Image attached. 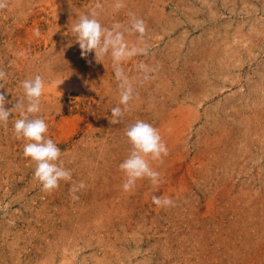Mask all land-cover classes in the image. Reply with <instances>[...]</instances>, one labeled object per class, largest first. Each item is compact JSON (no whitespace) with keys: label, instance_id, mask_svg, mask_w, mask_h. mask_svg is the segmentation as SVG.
<instances>
[{"label":"rangeland","instance_id":"rangeland-1","mask_svg":"<svg viewBox=\"0 0 264 264\" xmlns=\"http://www.w3.org/2000/svg\"><path fill=\"white\" fill-rule=\"evenodd\" d=\"M123 2L9 0L0 10L5 108L26 106L21 82L41 75V111L29 115L45 119L72 171L43 189L13 108L0 126V264H264V0ZM93 11L107 28L130 27L129 13L147 26L148 54L120 65L134 98L115 124L111 110L124 106L111 54L82 58L71 31ZM125 40L142 46L138 33ZM136 120L160 131L168 155L150 160L160 183L125 192L119 165Z\"/></svg>","mask_w":264,"mask_h":264},{"label":"clouds","instance_id":"clouds-1","mask_svg":"<svg viewBox=\"0 0 264 264\" xmlns=\"http://www.w3.org/2000/svg\"><path fill=\"white\" fill-rule=\"evenodd\" d=\"M9 0H0V10L8 7ZM103 5L97 2L96 8H102ZM115 7L120 9L124 7L123 0H116ZM96 11L90 14L79 16L77 22L72 26V33L75 41L79 44L81 57L86 58L90 53H95V58H102L107 54H111L116 79L120 82V101L124 107H114L111 110L112 121L115 124L119 122L128 110L130 101L134 98V87L132 82L125 75L121 63L138 54L147 55L149 46L145 42L147 26L143 19L137 18L134 13H129L130 27L121 23H114L111 28L104 27L97 18ZM125 32L138 33L139 41L142 46L129 44L125 40ZM34 35L40 36V30H34ZM139 68L145 73L154 71L149 69L147 65L141 63ZM7 74L0 70V81L6 79ZM147 80L149 77L144 76ZM27 105L19 100L13 107L19 109L21 118L16 119L14 123V133L20 138H24L27 143L24 145V156L35 162V178L41 183L45 191L51 192L60 186V181L72 180L71 169L63 166L60 160L62 155L61 149L53 139L47 136L49 126L45 119L36 116L32 118L29 114H36L41 111V97L44 94L45 81L44 78L37 74L34 78L25 79L21 82ZM4 88L0 84V89ZM8 103L6 95L0 93V126L7 128V122L13 108L6 109ZM132 149L128 157L123 160L119 168L125 174L126 179L123 183V190L130 192L135 188L136 181L148 178L155 185L160 183V173L154 170L150 165L151 161H162L164 156L168 155V148L162 139L160 131L152 124L143 120H136L135 123L129 125L125 131ZM86 187L85 182L80 181L73 184L70 189L73 200H78L75 195L81 189ZM152 202L158 207L173 205V201L168 197L153 196Z\"/></svg>","mask_w":264,"mask_h":264}]
</instances>
